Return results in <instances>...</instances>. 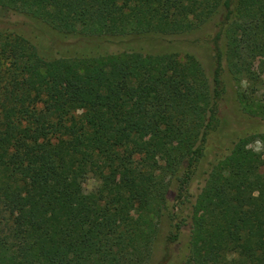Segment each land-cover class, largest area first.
<instances>
[{
    "label": "trees",
    "instance_id": "1",
    "mask_svg": "<svg viewBox=\"0 0 264 264\" xmlns=\"http://www.w3.org/2000/svg\"><path fill=\"white\" fill-rule=\"evenodd\" d=\"M205 25L209 69L118 47ZM261 58L264 0H0V264H153L164 219L155 264H264V130L207 153L231 86L264 120ZM134 206L146 225L120 222Z\"/></svg>",
    "mask_w": 264,
    "mask_h": 264
},
{
    "label": "rangeland",
    "instance_id": "2",
    "mask_svg": "<svg viewBox=\"0 0 264 264\" xmlns=\"http://www.w3.org/2000/svg\"><path fill=\"white\" fill-rule=\"evenodd\" d=\"M25 19L21 16L11 15L7 19L3 20L2 28L14 31H22L25 29ZM214 30L212 25H205L202 29L196 31L195 33L180 39H149L147 41H142L138 44H126L125 46H118L124 48H135L143 52L152 53L160 50H171L179 52V59L184 60V53H190L196 56V58L202 63V65L209 69L211 66V47L209 45V40L213 35ZM47 43V42H46ZM82 44V42H81ZM49 48H51L54 54L60 53H73L76 50V41L70 39L65 43H59L55 40L48 42ZM85 48L86 44H82ZM114 47H116L114 45ZM116 47L120 50L121 48ZM111 48V47H110ZM113 48V47H112ZM69 55V54H68ZM260 69H262V78L264 83V58H261L257 62ZM64 86V81L58 82L53 85L54 89L58 90ZM233 91H235L234 86L230 87L227 91V95L220 102L219 116L222 123L213 135L210 137L207 153L208 160L215 159L216 156L223 154L224 151L230 146L231 140L236 138L240 134L251 133L254 131L264 130V120L258 118H247L238 109V103L233 96ZM255 150H260V144L255 142L252 145ZM207 161L202 164V170L207 167ZM204 176H201L200 181ZM95 186V182L89 179L85 183V188L87 190L92 189ZM199 188V184L196 182L193 184L190 193L194 194ZM191 198L188 197L186 200L171 201V203L176 206L175 211L183 215L186 213L184 205L180 204V201H187ZM203 215V212H199V216ZM151 218V212L147 207L134 206L129 213L121 218L120 222L127 224H134L137 226L146 225L148 219ZM170 228V222L164 219L160 225L159 233V246L157 247V252L154 256L153 264L159 261L163 256V242L168 234Z\"/></svg>",
    "mask_w": 264,
    "mask_h": 264
}]
</instances>
